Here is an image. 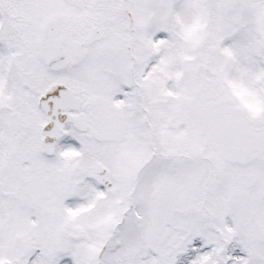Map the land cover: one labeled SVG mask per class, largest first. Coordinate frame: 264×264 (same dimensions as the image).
Masks as SVG:
<instances>
[{"label":"snow or ice","instance_id":"obj_1","mask_svg":"<svg viewBox=\"0 0 264 264\" xmlns=\"http://www.w3.org/2000/svg\"><path fill=\"white\" fill-rule=\"evenodd\" d=\"M0 264H264V0H0Z\"/></svg>","mask_w":264,"mask_h":264}]
</instances>
